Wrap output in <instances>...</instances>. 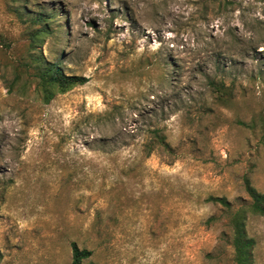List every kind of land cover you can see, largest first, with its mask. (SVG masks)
I'll return each mask as SVG.
<instances>
[{
  "label": "rangeland",
  "instance_id": "obj_1",
  "mask_svg": "<svg viewBox=\"0 0 264 264\" xmlns=\"http://www.w3.org/2000/svg\"><path fill=\"white\" fill-rule=\"evenodd\" d=\"M30 17L52 16L35 50ZM87 82L46 102L31 52ZM264 193V0H0V264H236ZM254 264L264 216L248 214Z\"/></svg>",
  "mask_w": 264,
  "mask_h": 264
},
{
  "label": "trees",
  "instance_id": "obj_2",
  "mask_svg": "<svg viewBox=\"0 0 264 264\" xmlns=\"http://www.w3.org/2000/svg\"><path fill=\"white\" fill-rule=\"evenodd\" d=\"M20 16H25L36 26L29 32L30 49L35 50L47 35H53L52 16L45 13H37L30 17L24 11L18 10ZM31 52V67L39 78L38 86L44 94L45 101L50 102L55 95L66 93L76 86L83 85L87 78L83 76H72L63 73L60 65L56 62H47L39 55ZM245 189L251 198L248 207L232 211L231 203L226 197L209 196L206 201L219 205L224 211L229 212L230 227L232 231V246L235 253L236 264H254L255 241L250 238L246 230L248 214L264 216V193L258 191L250 179H246ZM72 263L71 264H93L87 261L92 257L93 250L81 248L77 242L71 243Z\"/></svg>",
  "mask_w": 264,
  "mask_h": 264
}]
</instances>
